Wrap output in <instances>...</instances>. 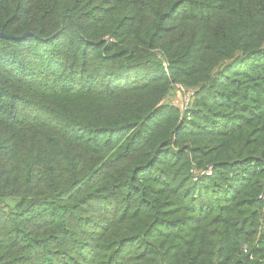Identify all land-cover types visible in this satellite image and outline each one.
I'll list each match as a JSON object with an SVG mask.
<instances>
[{
	"label": "trees",
	"instance_id": "16d2710c",
	"mask_svg": "<svg viewBox=\"0 0 264 264\" xmlns=\"http://www.w3.org/2000/svg\"><path fill=\"white\" fill-rule=\"evenodd\" d=\"M0 33V264H264V0H0Z\"/></svg>",
	"mask_w": 264,
	"mask_h": 264
},
{
	"label": "rangeland",
	"instance_id": "374dc122",
	"mask_svg": "<svg viewBox=\"0 0 264 264\" xmlns=\"http://www.w3.org/2000/svg\"><path fill=\"white\" fill-rule=\"evenodd\" d=\"M186 94L178 93V92H173V95L171 96V98L169 99V102L173 103L174 105L178 106V107H182V105L184 104V102L186 101Z\"/></svg>",
	"mask_w": 264,
	"mask_h": 264
},
{
	"label": "water",
	"instance_id": "95a60500",
	"mask_svg": "<svg viewBox=\"0 0 264 264\" xmlns=\"http://www.w3.org/2000/svg\"><path fill=\"white\" fill-rule=\"evenodd\" d=\"M29 34H25L23 37L27 36ZM0 38H5V39H13V37H10V36H6L5 34L3 33H0Z\"/></svg>",
	"mask_w": 264,
	"mask_h": 264
}]
</instances>
